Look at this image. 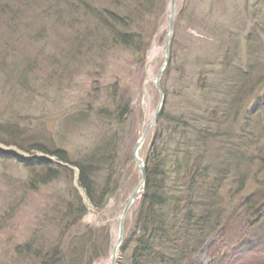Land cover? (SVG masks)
<instances>
[{"label": "rangeland", "instance_id": "obj_1", "mask_svg": "<svg viewBox=\"0 0 264 264\" xmlns=\"http://www.w3.org/2000/svg\"><path fill=\"white\" fill-rule=\"evenodd\" d=\"M174 1L166 54L171 0H0V125L20 137L0 136V264H110L117 220L140 181L132 149L154 116L155 79L166 57L159 79L163 104L138 151L144 169L151 153L173 162L186 154V146L193 157L202 155L204 166L214 165L222 137L202 139L195 131L221 133L232 125L230 117L218 125L208 119L223 118L243 82L237 78L250 72L259 81L254 92L264 95V0ZM125 37L134 44H122ZM144 47L141 61L135 53ZM35 140L63 153L66 162L36 150ZM103 148L109 167L95 168L91 183L98 194L105 184L118 192L97 208L73 171L60 168L53 177H36L7 154L43 156L75 168ZM256 169L249 171L242 193L252 191L257 176L262 179ZM228 178L221 190L225 202L235 192L233 174ZM139 198L126 213L123 239L140 213ZM231 235L193 264H213L214 257V264H231ZM251 241L253 248L232 257V264L264 258V238ZM131 249L127 245L122 253ZM122 253L117 250L115 264Z\"/></svg>", "mask_w": 264, "mask_h": 264}, {"label": "trees", "instance_id": "obj_2", "mask_svg": "<svg viewBox=\"0 0 264 264\" xmlns=\"http://www.w3.org/2000/svg\"><path fill=\"white\" fill-rule=\"evenodd\" d=\"M121 43L128 46L134 44L126 37ZM145 50L146 47L136 50L135 54L141 61ZM241 73L247 74L246 71ZM250 74L236 79L235 82H243L237 88L232 104L223 113V118L218 120L212 114L208 119L209 125L217 121L218 125L219 121L223 124L230 117L232 125L221 133L212 128L203 132L195 131L198 135L201 132L202 139L222 137L223 142L219 143L218 151L213 156L214 165L204 166L202 155L196 154L193 157L189 153V146L183 149L186 154L173 162L162 153H151L148 156L145 181L139 198L140 213L119 248L121 253L127 245H131L132 249L130 256L122 253L120 264H193L194 257L202 254L205 249L208 251L224 236H233L231 233H234V253L226 257L232 264V257L234 259L245 249L253 248L251 240L254 237L264 238V95L260 97L254 92L259 81L256 83ZM249 101L254 104L250 119L246 117ZM0 136L20 138L12 127L2 125ZM37 143L35 140L31 146L45 155H55L60 161L66 162L63 153ZM153 147L150 149L152 152ZM104 150L106 148L101 149L97 159L92 157L91 161L86 160L85 164L75 167L78 184L96 208L102 198L115 193L114 188L110 189L105 184L98 194L97 188L91 183L95 168L109 167L110 161L107 158L110 154L107 155ZM20 162L33 175L43 176L44 179L53 177L60 168L71 173L69 168L43 158L33 157ZM253 167L257 168L255 173L263 177L259 179L256 175L252 191L242 193L247 189L248 173ZM230 174L235 178L231 188L235 192L229 193V200L225 202L227 199L221 190L223 184L229 181ZM75 194L80 203L76 191ZM233 199V203H229ZM79 206L77 215L82 216L85 210L81 204ZM251 218L254 223L250 221ZM218 261L219 257H214L211 262ZM253 264H264V258Z\"/></svg>", "mask_w": 264, "mask_h": 264}, {"label": "water", "instance_id": "obj_3", "mask_svg": "<svg viewBox=\"0 0 264 264\" xmlns=\"http://www.w3.org/2000/svg\"><path fill=\"white\" fill-rule=\"evenodd\" d=\"M173 13H174V0H171V4H170V14H169V32L165 38V43H164V48L163 50L165 51V53L167 54V48H168V44L170 42L171 39V33H172V20H173ZM167 64V57L165 59V63L163 64L162 68H160L156 79H155V86L157 88L158 94H159V101H158V105L156 107L154 116L152 118L151 123H153V121L155 120V118L157 117V115L159 114L162 104H163V93L162 90L160 88L159 85V79L163 73V70L165 68ZM151 123L148 125V127L146 128V130L143 132V134L140 136V138L138 139V141L136 142V144L134 145L133 149H132V160L133 163L135 164V166L138 168V170L140 171V181L137 183L136 187L133 189V191L130 193L129 197L127 198L126 204L124 206V208L122 209V212L117 220V239L115 244L112 247L111 250V254H110V264H115L116 262V253L117 250L120 246L122 237H123V232H124V221H125V216L126 213L128 212L129 208L131 207V205L133 204V202L136 199V196L138 195V193L141 191L143 184H144V165L142 163H140L139 158H138V151L142 145V142L144 140V137L151 125ZM8 155H12L13 157L17 158V159H22L21 157H19L16 153L14 152H7Z\"/></svg>", "mask_w": 264, "mask_h": 264}, {"label": "bare ground", "instance_id": "obj_4", "mask_svg": "<svg viewBox=\"0 0 264 264\" xmlns=\"http://www.w3.org/2000/svg\"><path fill=\"white\" fill-rule=\"evenodd\" d=\"M175 2V1H174ZM1 152V151H0ZM12 158H14V157H12ZM15 160H17V161H19L20 162V160L19 159H17V158H15ZM140 162V161H139ZM141 163V162H140ZM117 191H115L116 193H114V194H112V195H110V196H113V197H115L116 195H117V192H118V189H116ZM141 191H142V189H141ZM139 192L138 193V195L136 196V199L139 197V195L142 193V192ZM122 240H123V238H122ZM122 240H121V243H120V246H121V244H122ZM120 246H119V248H120ZM118 248V249H119Z\"/></svg>", "mask_w": 264, "mask_h": 264}]
</instances>
